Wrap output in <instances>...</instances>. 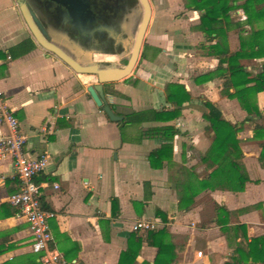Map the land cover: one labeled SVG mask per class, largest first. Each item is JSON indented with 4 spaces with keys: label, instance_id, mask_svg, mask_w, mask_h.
I'll use <instances>...</instances> for the list:
<instances>
[{
    "label": "crops",
    "instance_id": "crops-1",
    "mask_svg": "<svg viewBox=\"0 0 264 264\" xmlns=\"http://www.w3.org/2000/svg\"><path fill=\"white\" fill-rule=\"evenodd\" d=\"M178 8L176 0H154L153 19L131 75L110 83L113 91L103 87V93L121 116L148 109L170 110L165 94L168 83L184 86L191 100L172 121L120 128L88 94L94 76L75 73L36 45L16 0H0V91L26 138L25 155L47 157L44 171L34 182L40 187L41 205L54 214L49 221L50 248L67 264H118L130 234L146 236L148 230L134 229L138 222L157 225L150 231L165 230L168 252L162 255L163 264L228 263L242 242L241 233L234 230L238 225L245 226L247 241L264 236V208L258 207L264 203V169L258 163L260 148L248 123L237 135L241 163L249 178L244 190H205L188 210L178 207L175 185L179 179L203 180L211 172L202 162L211 144L202 117L206 112L203 103L215 105L231 123L246 117L236 100L220 94L222 80L194 82L213 71L217 59L197 48L205 43L204 35L193 29L199 14L182 7V14L175 16ZM27 38L35 48L11 58L8 49ZM229 49L235 52L238 43ZM256 102L264 115L263 93L257 94ZM162 126L176 131L171 159L162 168H153L148 155L163 140L143 134ZM18 190L11 164L0 163V244L6 248L0 264H30L37 257L30 251L27 222L12 213L8 202ZM214 205L229 213L221 219H228L223 227L215 223ZM157 255V247L143 242L135 264H154Z\"/></svg>",
    "mask_w": 264,
    "mask_h": 264
},
{
    "label": "trees",
    "instance_id": "trees-1",
    "mask_svg": "<svg viewBox=\"0 0 264 264\" xmlns=\"http://www.w3.org/2000/svg\"><path fill=\"white\" fill-rule=\"evenodd\" d=\"M184 9L195 11L199 14V23L193 29L204 35L205 43L198 44L197 48L206 56L217 59V66L213 71L199 75L194 79L201 84L213 79L222 80L220 94L231 100H236L246 117L240 123H231L223 118L221 112L212 103L205 101L203 106L206 112L202 117L207 122L206 130L211 136V144L202 162L211 172L203 179H179L175 185L178 193V207L188 210L194 203L195 197L205 190H228L242 192L249 178L241 163L240 141L238 133L245 123L252 127L253 139L260 148L258 163L264 169V115L259 111L256 96L264 94V62L260 64L255 74L250 73L242 61L264 59V0H184ZM241 10L244 20H234L231 12ZM248 27V30L245 28ZM237 34L238 49L231 52L228 37L231 33ZM207 43V44H206ZM35 48L31 38H27L14 47L8 49L11 58H19ZM142 57H144L142 55ZM111 84H105L108 88ZM166 101L172 107L170 110L148 109L141 112H131L122 115V120L117 125H138L143 122H169L180 115L183 105L191 100L190 94L184 86L168 83L165 87ZM110 107L114 110L113 106ZM176 131L171 126H162L149 129L143 135H153L163 140L157 149L148 155V161L153 168H162L164 163L169 164L172 154V139ZM116 208V201H111ZM136 205V203H133ZM264 208V203L258 207ZM215 223L225 226L229 213L223 208L214 205ZM17 212L13 208L12 213ZM116 212V211H115ZM114 215V214H113ZM241 233L242 242L237 244L234 255L226 264H264V236L252 238L247 241L246 228L238 225L234 228ZM166 232L146 231V236L136 232L130 234L127 248L120 254L118 264H135L141 244L146 242L158 249L154 264H163L162 255L168 252L165 242ZM6 248L0 244V255ZM2 264H12L5 262ZM30 264H39L38 256L32 257Z\"/></svg>",
    "mask_w": 264,
    "mask_h": 264
},
{
    "label": "flooded vegetation",
    "instance_id": "flooded-vegetation-1",
    "mask_svg": "<svg viewBox=\"0 0 264 264\" xmlns=\"http://www.w3.org/2000/svg\"><path fill=\"white\" fill-rule=\"evenodd\" d=\"M26 2L49 42L79 45L83 52L91 54L93 61L94 56L103 57L95 61L102 65L113 63L109 57H116L122 65L126 63L143 14L139 0Z\"/></svg>",
    "mask_w": 264,
    "mask_h": 264
},
{
    "label": "built area",
    "instance_id": "built-area-1",
    "mask_svg": "<svg viewBox=\"0 0 264 264\" xmlns=\"http://www.w3.org/2000/svg\"><path fill=\"white\" fill-rule=\"evenodd\" d=\"M25 142L19 122L5 105L0 91V163L9 162L19 180V190L9 197L8 202L17 209L16 216L27 222L32 237L30 251L38 256L39 264H67L59 253L50 248L49 221L54 214L41 205L40 187L34 182V178L44 171L47 157H27L23 150ZM156 227L151 222H138L134 229L154 230ZM197 256H201V252Z\"/></svg>",
    "mask_w": 264,
    "mask_h": 264
},
{
    "label": "water",
    "instance_id": "water-1",
    "mask_svg": "<svg viewBox=\"0 0 264 264\" xmlns=\"http://www.w3.org/2000/svg\"><path fill=\"white\" fill-rule=\"evenodd\" d=\"M139 2L143 10L142 19L126 63L122 66H118L114 63L102 65L93 61L91 54L83 52L79 45H55L52 42H49L45 32L41 28L35 14L29 8L26 0H16L23 22L36 45L53 55L75 73L92 75L96 78V84L89 86L87 92L94 104L101 109L108 120L113 123L120 122L122 116L113 110L105 100L103 87L105 84L115 83L128 78L138 61L143 46L144 35L151 16L149 1L139 0ZM81 56L84 58L81 59Z\"/></svg>",
    "mask_w": 264,
    "mask_h": 264
},
{
    "label": "rangeland",
    "instance_id": "rangeland-1",
    "mask_svg": "<svg viewBox=\"0 0 264 264\" xmlns=\"http://www.w3.org/2000/svg\"><path fill=\"white\" fill-rule=\"evenodd\" d=\"M149 1V4H150V7H151V16H150V21H149V24H148V27H147V30H146V33H145V35H144V39H143V45H144V43H145V41H146V34H147V32H148V30H149V27H150V24H151V22H152V19H153V12H154V0H148ZM177 1V5H178V10H176L175 11V16H180L181 14H182V7L184 8V0H176ZM181 7V8H180ZM141 14H142V10H141ZM231 17L234 19V20H238V19H242V20H244V15H243V13H242V11H240V10H237V11H233V12H231ZM138 24H139V21H138V23H137V25H136V28H137V26H138ZM135 28V29H136ZM247 30H248V27H245ZM27 32H28V30H27ZM29 33V32H28ZM29 36H30V33H29ZM237 43H238V41H237V34H235V35H231V36H229V38H228V44L229 45H232V46H234V47H236V45H237ZM131 46L129 47V50H131ZM130 52V51H129ZM100 59H103V57H98V56H95V61H99ZM110 61H112L114 64H117L118 66H122V63L119 61V59H117L116 57H110V58H108ZM264 62V61H263ZM248 63V62H247ZM247 63H242V64H244L245 66H246V64ZM137 64V63H136ZM261 64V63H260ZM260 64L259 63H257V64H247V67H248V69H249V71H250V73H252V74H255L257 71H258V69H259V66H260ZM92 80H93V82H95V84H96V78L94 77V78H92ZM109 90H112L113 91V84H111L110 86H109ZM264 121H262V122H260V123H263ZM264 124V123H263ZM254 140V139H253ZM256 141V140H255Z\"/></svg>",
    "mask_w": 264,
    "mask_h": 264
}]
</instances>
